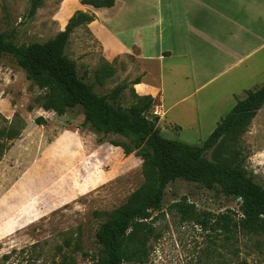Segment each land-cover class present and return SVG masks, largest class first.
<instances>
[{
	"label": "rangeland",
	"instance_id": "rangeland-1",
	"mask_svg": "<svg viewBox=\"0 0 264 264\" xmlns=\"http://www.w3.org/2000/svg\"><path fill=\"white\" fill-rule=\"evenodd\" d=\"M259 3L261 9L251 12L254 20L242 12L235 11L234 16L264 39V0ZM75 5L76 0H43L31 17L30 0H0V32L18 45L46 41L65 29ZM222 14L202 16L220 29L226 22ZM254 43L248 51L264 42ZM66 54L101 94L131 82L128 59L114 67L112 76L103 81L96 77L108 62L87 26L74 31ZM253 55L250 65L258 60L262 70L251 67L237 76L240 68L235 69L200 93L199 97L218 98L209 110L202 111L205 117L216 114L222 118L245 98L247 90L264 84V46ZM231 90H235L233 97ZM45 92L10 55L0 56V264H94L95 232L144 182L143 160L111 145L109 141L117 136L98 133L85 124L80 107L64 115L44 110L41 101ZM119 101L125 107L135 101L131 85ZM40 116L43 124L36 122ZM165 125L161 122L159 126L166 138L202 144L209 136L208 127L194 138L184 139ZM10 130L14 138L7 137ZM236 147L245 156L242 163L264 185V106ZM207 155L212 158L211 151ZM182 196L200 210L213 213L239 206L219 189L209 190L182 179L170 183L164 214L155 213L154 222L162 237L152 242L149 261L143 264H264V235L237 232L227 240L183 221L173 206Z\"/></svg>",
	"mask_w": 264,
	"mask_h": 264
},
{
	"label": "trees",
	"instance_id": "trees-1",
	"mask_svg": "<svg viewBox=\"0 0 264 264\" xmlns=\"http://www.w3.org/2000/svg\"><path fill=\"white\" fill-rule=\"evenodd\" d=\"M81 3L97 8L112 7L115 0H81ZM42 4L43 0H30L29 16L34 17ZM94 19V14L77 10L65 29L54 37L23 45L0 32V56L10 55L27 77L46 91L41 101L44 110L64 115L80 107L85 124L98 133L117 136L109 141L111 145L121 147L126 155L135 153L143 160L144 182L95 232L94 264L149 261L152 242L162 237L154 222L155 213L164 214L166 188L177 179L198 183L209 190L219 189L239 204L238 209L213 213L200 210L196 203L182 196L173 206L183 221L193 222L227 240L237 232L264 235V185L242 163L245 156L236 147L264 106V84L247 90L245 98L239 99L221 118L202 144L166 138L158 126L159 116L152 113L156 104L152 96H140L133 90L135 101L125 107L119 100L129 85L127 82L101 94L94 82L79 74L77 62L66 54L74 31ZM114 71V66L107 63L96 77L103 81ZM36 122L43 124L44 118L40 116ZM7 137L14 138V132L8 131ZM209 151L212 158L207 155Z\"/></svg>",
	"mask_w": 264,
	"mask_h": 264
},
{
	"label": "crops",
	"instance_id": "crops-1",
	"mask_svg": "<svg viewBox=\"0 0 264 264\" xmlns=\"http://www.w3.org/2000/svg\"><path fill=\"white\" fill-rule=\"evenodd\" d=\"M75 7L67 22L77 9L94 14L87 27L105 60L116 67L128 59L131 89L152 96L160 112L158 126L166 122L184 139L208 127L210 135L221 120L216 114L205 117L202 111L218 98L199 97L202 91L235 69L240 68L237 76L251 67L262 70L260 61L249 62L264 43L248 49L263 37L234 16L237 11L254 20L251 12L261 9L259 0H115L114 6L100 8L76 0ZM219 12L226 20L220 29L202 16Z\"/></svg>",
	"mask_w": 264,
	"mask_h": 264
},
{
	"label": "built area",
	"instance_id": "built-area-1",
	"mask_svg": "<svg viewBox=\"0 0 264 264\" xmlns=\"http://www.w3.org/2000/svg\"><path fill=\"white\" fill-rule=\"evenodd\" d=\"M152 113L154 114V115H159V111H158V108L157 107H154V109L152 110Z\"/></svg>",
	"mask_w": 264,
	"mask_h": 264
},
{
	"label": "bare ground",
	"instance_id": "bare-ground-1",
	"mask_svg": "<svg viewBox=\"0 0 264 264\" xmlns=\"http://www.w3.org/2000/svg\"><path fill=\"white\" fill-rule=\"evenodd\" d=\"M40 193H38L35 197H33V199H35Z\"/></svg>",
	"mask_w": 264,
	"mask_h": 264
}]
</instances>
